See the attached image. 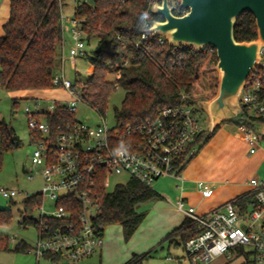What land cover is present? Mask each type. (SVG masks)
I'll use <instances>...</instances> for the list:
<instances>
[{
	"label": "built area",
	"instance_id": "2783aa9c",
	"mask_svg": "<svg viewBox=\"0 0 264 264\" xmlns=\"http://www.w3.org/2000/svg\"><path fill=\"white\" fill-rule=\"evenodd\" d=\"M167 1L174 14L187 12L181 0ZM61 22L64 33L67 30L74 41L69 49L70 57L86 56L82 22L64 15L63 11ZM145 26L147 31L142 34L143 39L155 34L149 31L152 24ZM158 35L160 43L167 40L165 35ZM64 47L63 44L60 70L55 73L53 84L68 93L70 100L62 106L76 115L78 104L85 102L87 81H73L66 75ZM120 76L121 72L116 71L113 79ZM239 100L245 116L253 121V117L264 119V44ZM192 104L167 105L152 118L137 123L116 120L113 126H109L105 114L97 110L102 117L100 124L92 125L76 117L62 122L56 130L43 116L44 112L54 113L55 109L44 108L41 99H35L33 109L26 107L30 129L42 135L30 158L31 166L41 168L43 187L39 192L43 201L50 198L56 207L47 212L43 201L37 207L41 210L37 218L40 223L38 238L28 252L38 260L48 253L62 256L53 260L58 264H76L104 247L105 229L99 222L103 198L99 189L101 177L105 178L106 186L111 175L125 173L151 187L164 176L181 178V169L197 154L202 142L200 137L207 131V125ZM240 125L248 137L250 152L254 153L260 144V131L247 122H240ZM121 141L131 146L130 154L123 159L113 155ZM251 183L250 198L242 201L243 197H234L206 213L187 206L182 198L178 200L177 208L197 226V233L184 243L185 260L191 264H210L217 257L232 259L245 252V264H264V178H253ZM200 188L205 196L214 192L204 182H200ZM0 193L13 198L21 191L0 186ZM76 208L79 209L77 218L71 219ZM49 218L64 221L54 226L48 223ZM11 241L17 242L15 237Z\"/></svg>",
	"mask_w": 264,
	"mask_h": 264
},
{
	"label": "trees",
	"instance_id": "16d2710c",
	"mask_svg": "<svg viewBox=\"0 0 264 264\" xmlns=\"http://www.w3.org/2000/svg\"><path fill=\"white\" fill-rule=\"evenodd\" d=\"M155 1L84 0L78 1L75 6L74 17L82 22L86 46L95 40L98 43L95 49L86 53L93 63V72L86 80L85 102L105 114L113 92L124 88L122 104L114 109L119 122H141L157 115L164 106L195 103L200 95L209 99L217 92L218 58L214 48L197 50L192 46L171 45L168 40L160 43L158 34L142 38V34L147 31L146 23L163 20L161 15L152 11ZM62 11V0H10V15L0 36L2 88L13 93L56 88L53 78L58 58L61 64L64 44ZM234 33L238 41L256 39L255 17L250 12L243 13L237 20ZM116 71H120L121 76L113 79ZM12 100L13 107H16L19 98L14 97ZM43 116L54 130L62 122L76 118L63 106H58L54 113L44 112ZM253 119L264 124L262 118ZM219 126L209 135L202 134L200 138L204 144L215 135ZM41 136L40 133L32 132L33 141ZM20 144L15 130L5 122H0V166L4 153ZM104 180L100 178L99 189L103 198L99 222L104 229L108 225H121L124 238L128 241L147 215V211H139L137 206L162 196L151 186L133 177L125 183H118L112 191H107ZM244 198L242 201L250 196ZM42 201L40 192L24 200L22 212L25 217L22 225L25 228L35 226L39 230V220L30 215ZM78 212L76 208L71 219L77 218ZM11 219V209L0 208V226L9 225ZM63 221L49 218L48 223L57 226ZM196 228L193 220L186 217L182 225L171 231L167 238L175 232H182V241L185 243L197 233ZM30 247V243L20 240L12 248L10 236L0 234V250L28 252ZM148 254L134 255L124 264H141ZM61 257L48 253L45 256L52 260Z\"/></svg>",
	"mask_w": 264,
	"mask_h": 264
},
{
	"label": "rangeland",
	"instance_id": "374dc122",
	"mask_svg": "<svg viewBox=\"0 0 264 264\" xmlns=\"http://www.w3.org/2000/svg\"><path fill=\"white\" fill-rule=\"evenodd\" d=\"M1 1L3 0H0V2ZM78 1L84 0H62L63 14L69 17L74 16L75 6ZM1 26L0 29H3V26ZM64 38L66 41V55L64 62L66 75L73 81L87 80L93 72L92 61L88 56L75 58L70 57L69 49L74 41L71 37V34L67 30L64 33ZM97 44V40H95L91 44L87 45V51L91 52L97 47ZM60 65V58H58L56 72H59ZM17 95L18 94L8 92L4 88L0 87V122H5L9 127L13 128L17 136L21 140L20 146L4 153L0 166V186H3L8 189H17L18 191H21V194H18L13 198H6L0 193V208H10L12 211V219L10 224L6 226H0V234L9 235L11 239L12 237H15L17 242L20 240H25L31 245H34L38 238V229L35 226H29L28 228H25L22 225L23 219L25 217L22 211L25 207L24 200L31 194L39 192L43 187V177L41 174V168L37 165L31 167L27 166L28 159L31 158V156L33 155V151L37 147V140H32V130L28 125V116L25 112V108L31 107L33 109L35 99H32L30 97L26 98L19 96L18 105L16 107H13L12 99ZM48 95L51 96L48 101H42V105L44 108L52 107V109H56L58 106L65 105L70 100V96L62 88H53L48 91ZM124 95L125 89L120 87L116 91H114L110 97L108 107L105 111V117L109 126H113L116 124L114 109L115 107L121 106ZM199 99L207 98H203L202 95H200ZM199 99H197V101ZM197 101L192 105L198 110L199 114L203 118V124L206 126L208 124V114L197 103ZM76 117L80 121H86L92 125H97L102 122V117L97 111V109L86 102L78 104ZM258 127L261 134L260 137L262 138V140H264V124L260 123ZM236 131H238L236 122L224 121L220 123V126L217 129L215 135L219 134L220 137V135L224 136L225 134L234 133ZM200 146L202 148L196 154L194 159L192 161L189 160L190 162L187 163V168L185 167V170L187 169L186 171H189L188 169H194L200 161L205 158H208L209 154L211 153V150L216 147V143H208L207 145L204 143H200L199 147ZM261 158L262 159L259 164V175L264 178V153ZM129 178L130 176L125 173L111 175L107 180V191H112L118 183H125L126 181H128ZM177 184H180L177 178L164 176L157 179L153 183L152 188L159 193L163 192L167 194L168 197H172V194L175 191ZM157 200L140 203L137 206V209L139 211H147V215H149L152 209H154V203ZM43 203L44 209L47 212L56 209L55 201L50 198H45ZM156 211H158V209L155 208L153 214L148 218L149 220L152 219L153 216H155ZM40 213L41 210L36 208L31 213L30 217L37 219ZM121 228V225L118 224L110 225L107 228V233L111 231L113 237L117 236L118 232H122ZM124 241L127 242L124 239L122 241H119V244L117 243L118 245L116 246V252L112 257V261L117 260L123 256L121 249L122 247H124ZM13 246L14 245L12 244V248ZM182 250L183 246L179 245V256L182 254ZM177 256L174 255L172 258L166 254H161L158 256L154 254L153 257L147 258L148 260L144 261L143 264H190L188 262L181 263ZM224 258V256L217 257L212 264H245L246 253L242 252L237 256V258H234L232 260L230 259L228 260V262L227 260L225 261ZM112 261L107 259L108 264H112L110 263ZM41 262L42 264H53L52 262L45 259H43ZM76 264H102V262L99 253H95L94 256L81 259Z\"/></svg>",
	"mask_w": 264,
	"mask_h": 264
},
{
	"label": "crops",
	"instance_id": "0c3cea01",
	"mask_svg": "<svg viewBox=\"0 0 264 264\" xmlns=\"http://www.w3.org/2000/svg\"><path fill=\"white\" fill-rule=\"evenodd\" d=\"M8 11L10 15V0L1 1L0 26H3L8 20ZM3 32L4 30L0 29V36ZM65 45L66 41L64 38ZM64 49L66 50L65 47ZM50 90L23 91L15 92L14 94H18L16 96L18 98L21 96L48 101L51 97L48 95V91ZM237 127L238 131L225 134L224 136L220 135V137L219 134L214 135L207 142V144L216 143V147L211 150L209 157L200 161L194 169H188L189 171H186L187 169L185 170V168L183 169L181 178H177L180 184H177L172 197H168L163 192L160 193L162 197L154 203V209H152L149 215H146L130 239L127 242L124 241V247L121 249L123 256L114 261H112V257L116 252V246L119 244V241L125 239L124 233L121 228L122 232H118L117 236L113 237L111 231L107 233V228L110 225L106 226L104 232V247L96 252L99 253L102 264H108L107 259L112 261L110 262L112 264H124L134 255H142L144 253L149 254L142 260L141 264L148 260L147 258L153 257L154 254L157 256L166 254L172 258L174 255H178L177 258L181 263H190L184 259L185 250L184 242L182 241V232H175L172 237L167 238V235L175 228L181 226L186 217H188L177 208L178 200L182 198L187 206H194L199 213H206L215 207L223 205L234 197L244 198L251 196L253 189L251 180L253 178H262L259 175V164L264 153V140L261 138L258 148L254 153H251L248 137L242 125L237 123ZM200 182H204L212 187L214 189L213 194L205 196L200 188ZM155 208L158 211L149 220L148 218L153 214ZM12 244L15 245L16 242L13 243L11 241V247ZM179 245L183 246V252L180 256V252L178 251ZM33 255L30 252H16L11 249L0 250V264H42L41 261L43 259L53 264H58L51 258L38 260ZM91 256H94V254ZM237 256L234 258H237ZM224 257L225 261L227 260L228 262L230 260L226 256ZM212 263L213 261L210 264Z\"/></svg>",
	"mask_w": 264,
	"mask_h": 264
},
{
	"label": "water",
	"instance_id": "95a60500",
	"mask_svg": "<svg viewBox=\"0 0 264 264\" xmlns=\"http://www.w3.org/2000/svg\"><path fill=\"white\" fill-rule=\"evenodd\" d=\"M181 5L187 12L176 15L167 0H157L152 11L163 20L154 21L149 31L165 35L171 45L216 50L217 92L209 99L197 101L208 114L206 134H211L224 121L247 122L259 130L260 123L244 115L239 95L257 65L259 49L264 44V0H181ZM245 12L255 17L257 38L238 41L234 30ZM31 164L28 159L27 166Z\"/></svg>",
	"mask_w": 264,
	"mask_h": 264
},
{
	"label": "clouds",
	"instance_id": "9594fccd",
	"mask_svg": "<svg viewBox=\"0 0 264 264\" xmlns=\"http://www.w3.org/2000/svg\"><path fill=\"white\" fill-rule=\"evenodd\" d=\"M130 145L121 141L116 149L113 150V155L117 158H126L130 154Z\"/></svg>",
	"mask_w": 264,
	"mask_h": 264
}]
</instances>
